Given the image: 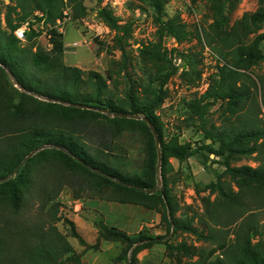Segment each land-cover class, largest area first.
Returning <instances> with one entry per match:
<instances>
[{"label": "trees", "instance_id": "obj_1", "mask_svg": "<svg viewBox=\"0 0 264 264\" xmlns=\"http://www.w3.org/2000/svg\"><path fill=\"white\" fill-rule=\"evenodd\" d=\"M140 1L153 9L155 19L177 42L188 36L190 31L185 24L175 18H163L165 0ZM65 8H68L69 21L81 18L86 12L82 0H10L7 4H0V61L14 77L13 80L6 69L0 66V264H82V255L74 250L66 236L56 226V222L61 219L58 214L60 202L53 199L63 183L72 186L73 199H80L84 193L90 191L107 201L138 205L157 213L160 212L159 206L169 209L170 217L168 211L163 212L161 220L170 228L167 231L163 229L164 233L160 235H152L145 227L130 234L116 225L101 220L95 222L98 238L126 243L113 261L117 263L125 260L126 264H137V253L141 246L153 242L166 243L164 239L171 231V226L172 231L191 229L189 225L177 223L173 216L176 206L165 185L164 172H161L162 190L152 194L141 190L152 188L156 183L154 171L156 148L146 122L132 118L109 117L94 109L42 100L15 87L14 83L17 81L20 86L42 97L99 109L108 108L112 112L146 116L154 125L161 143L160 122L152 111L161 103L162 85L176 68L158 70L155 73L146 71L149 79L147 82L146 78L139 77L138 84L141 88L146 89L149 82L152 84L153 99L149 102L151 108L144 100H140V104H135L137 96L130 92L120 97L116 93L118 87L115 78L116 63L119 61L112 60V66L106 71L105 76L95 70L85 71L64 62L63 33L58 31L55 23L56 19L62 18ZM35 10L40 11L41 15H34ZM33 15L39 21L43 20L47 26L45 34L51 45L47 59L40 58L36 51L22 44L13 34L16 27ZM251 15H254L256 20L264 18L263 14ZM97 16L116 32L114 47L120 50L126 61L124 39L130 24H119L117 17L107 5L98 8ZM248 18L249 15L244 14L226 36L218 39L222 45L214 47L218 50L220 59L225 60V64L219 66L221 76L232 73L236 76L235 83L222 92L212 88L205 97H213L215 100L230 98L234 101L239 98L240 100L234 103L241 101V104L251 97L250 111H246L242 105L241 109L244 111L237 118L205 131V139L211 140L209 145L203 141L201 146L191 150L189 146L177 148L169 147L167 144L160 145L162 163L165 162L166 153L181 159L186 153H197L202 149H208L221 157L231 152L255 153L259 160L258 166H241L233 168V171L264 183V123L256 121L258 111L255 114L252 112L256 108L259 110L260 107L256 97L252 96V87L264 91V76L256 80L247 73L249 64H245V58L253 59L255 53L251 46L244 42L245 34L239 31L241 29L239 26ZM2 20L5 28H2ZM220 24L223 25L224 20H221ZM34 34L33 30L28 31L27 40ZM105 49L112 53L111 48ZM224 49H230L229 53L232 54L230 58H226ZM139 50L149 58H155L154 52L146 45H142ZM238 81L240 84H237ZM155 84L159 88H156ZM261 104L264 107V94L261 96ZM134 126H142L138 129L149 135L145 147V167L139 172L128 170L121 155L113 152L114 139ZM91 132L99 138L96 140L98 146L90 145L91 140L89 143L85 138ZM245 138L253 140V143L243 149L235 148V144ZM217 143L218 147L214 148L212 145ZM47 144L59 145L63 149H40L22 163L32 150ZM117 148L116 144V150ZM76 158L125 184L90 170ZM38 159L43 160L38 169L29 168L30 162ZM42 163L44 170H39ZM15 168L17 170L11 176ZM8 175L10 176L7 179L1 180ZM44 175L56 177V182H53L46 192L41 188L46 184L43 180ZM102 185H111L113 189L110 188L104 196L102 194L105 190H102ZM27 195H35L41 201L40 221L32 223L26 219L19 220L25 202H30L24 198ZM248 196L254 200H246L245 197ZM202 203L210 229L204 237L215 245L207 252L202 247L190 248L184 243L170 245L169 247L175 248L178 252L198 256L197 260L186 261L183 264H264V219L263 222H257L256 218V210L264 207V186L244 185L238 192L233 193L220 185L215 198L213 200L205 198ZM65 222L74 227L72 221L67 219ZM209 223L213 226L210 227ZM72 233L81 244L88 248L92 247L87 245L76 231ZM230 235L232 238H229ZM258 235L261 240L253 243V239ZM217 251H220V255H215Z\"/></svg>", "mask_w": 264, "mask_h": 264}, {"label": "rangeland", "instance_id": "obj_2", "mask_svg": "<svg viewBox=\"0 0 264 264\" xmlns=\"http://www.w3.org/2000/svg\"><path fill=\"white\" fill-rule=\"evenodd\" d=\"M9 1L0 0V4H7ZM82 1L86 8L85 14L75 21L66 22L61 31L65 47L63 60L67 65L77 66L85 71L95 70L105 76L106 71L112 66V60L119 61L116 63L115 78L118 87L116 93L124 97L125 93L130 92L133 96H137L134 100L135 104H140V100H144L150 108L149 102L153 99L152 84L149 82L146 89L141 88L138 84L139 77L146 78L147 82L149 79L146 71L155 73L158 70L176 68L162 85L161 103L152 111L161 126L162 140L161 143L159 142V148L160 145L167 144L169 147L177 148L189 146L188 149L191 150L201 146L203 141L204 144L209 145L211 140L205 139V131L237 118L244 111L241 109L242 105L246 111H250L251 97L241 104V101L234 103L238 102L239 98L236 101L230 98L215 100L213 97L205 96L212 88L222 92L236 81V76L232 73L221 76L219 66L225 64V60L220 59L218 50L214 47L222 45L218 39L226 36L244 14H248L249 18L239 26L241 28L239 31L245 34L244 42L249 44L255 53L253 59L245 58V64H249L247 73L256 80L264 76V18L256 20L254 15H251L254 13L264 15V0H165L163 18H175L185 24L190 31L181 42H177L167 33L163 25L155 19L153 9L140 0H112L114 6L110 4V0ZM105 4L113 11L119 24H130L124 39L126 61L120 50L114 47L116 32L97 16L98 8ZM36 14H40V11L35 10L34 15ZM34 15L30 16L28 21L30 31L33 30L35 34L31 39L21 43L36 51L40 58L47 59L51 45L44 31L46 25ZM221 20H224L223 25L220 24ZM1 24L2 28H5L3 20ZM74 41L77 42V46H72ZM142 45H146L154 52V59L139 50ZM105 47L111 48L112 53H108ZM229 50L224 49L226 58L232 55ZM237 84L240 82L238 81ZM155 86L159 88L156 84ZM252 90V96L256 97L260 106L259 110L256 108L252 112L255 114L258 111L256 121L264 123V107L261 104L264 91L259 88L255 90L253 87ZM126 109L130 108L126 107ZM138 128L142 126L125 130L113 141L115 144L113 152L121 155L128 170L137 172L143 171L145 167V147L149 138L144 130ZM85 138L89 143L91 140L90 145L98 146L96 140L99 138L94 132L87 134ZM252 143L253 140L245 138L236 143L235 148L243 149ZM50 145L52 144L45 145L43 149L55 148ZM212 146L217 148L218 143ZM185 155L180 159L171 153H166L165 162L161 161L160 174L164 172L165 185L176 206L173 213L175 220L179 224L189 225L191 229L172 231L171 226V231L164 239L166 243L153 242L141 246L137 253V264H183L186 261L197 260V255L189 256L169 246L184 243L190 248L202 247L207 252L215 245L204 237L210 229L202 201L208 197L213 200L218 194L220 185L226 191L233 193L238 192L244 185L264 186V183L233 171V168L241 166H258L259 160L255 157V153L231 152L221 157L208 149H202L197 153ZM42 161V159L32 160L31 166H28L38 169ZM156 162L157 153L154 171ZM43 166L44 163L39 170H44ZM44 176L43 180L46 184L41 188L46 192L53 182H56V177ZM101 188L105 190L102 194L105 196L113 186L102 185ZM73 193L72 186L63 183L55 194L53 200L60 202L58 214L61 216L56 226L66 236L74 250L82 255V264H126L125 260L117 263L113 261L126 243L98 238L96 221L101 220L116 225L130 234L145 227L152 235H160L164 233L163 229L167 231L170 228L161 220V214L167 212L165 207L159 206L160 212L152 216L155 212L146 211L147 209L139 211L130 205L107 201L99 194L90 191L84 193L80 199H73ZM24 198L29 199L30 202H25L19 220L26 219L32 223L40 221L41 201L35 195H27ZM245 199L253 198L248 196ZM111 204L116 205V210L110 208ZM256 212L257 222H263L264 207L257 209ZM67 219L73 222V228L65 222ZM209 225L213 226L210 223ZM139 227L140 229L137 230ZM72 231H76L86 244L92 247L88 248L81 244ZM229 238L232 236L230 235ZM259 240H261L260 235L253 239V243ZM215 255H220V251L215 252Z\"/></svg>", "mask_w": 264, "mask_h": 264}, {"label": "water", "instance_id": "obj_3", "mask_svg": "<svg viewBox=\"0 0 264 264\" xmlns=\"http://www.w3.org/2000/svg\"><path fill=\"white\" fill-rule=\"evenodd\" d=\"M0 66H2L3 68H5L6 71H7V73L9 74V76L14 80V77H13L11 71H10L9 69H7V68L1 63V61H0ZM14 84H15V86H16L17 88H19L20 90L25 91V92H27V93H29V94H32V95H34V96H36V97H38V98H40V99H44V100H47V101L59 102V103H62V104H64V105L74 106V107H78V108L94 109V110H97V111H100V112L106 114V115L109 116V117L133 118V119H136V120H143V121H145L146 124L148 125V127H149V129H150L152 135H153L154 143H155V148H156V153H157V162H156V168H155V179H156V183H155V185H154L152 188H149V189H141V190H143L145 193H148V194H152V193H154V192H156V191H160V190H162V179H161V174H160V168H161V152H160V148H159L158 134H157V131H156L154 125L152 124L151 120H150L148 117L143 116V115H140V114H135V113L112 112V111H111L110 109H108V108H104V109L101 108V109H99V108H94V107H92V106H86V105H83V104L70 103V102L63 101V100H56V99H51V98H48V97H42V96L37 95V94H34V93H32L31 91H29V90L25 89L24 87L20 86V85L18 84L17 81H15ZM208 141L210 142V140H207V142H208ZM50 146L55 147V148H58V149H63V147H61V146H59V145H50ZM44 147H46V146H45V145H42V146H40V147H38V148L32 150L27 156H25V158L23 159V161H24L26 158L32 156V155H33L35 152H37L38 150L43 149ZM71 156H73V155H71ZM73 157H74V156H73ZM76 159H77L79 162H81L82 164H84L86 167H88L90 170H92V171H94V172H96V173H99V174H101V175H104V176H106V177H109L110 179H112V180H114V181H116V182H121V181L118 180L116 177L111 176L110 174L105 173V172L99 170L98 168H95V167L89 166L87 163H85V162L82 161L81 159H78V158H76ZM16 170H17V168H15V169L13 170V172H12L10 175L14 174V173L16 172ZM10 175H8V176L2 178L1 180H5V179H7ZM121 183H123V182H121ZM123 184H125V183H123ZM138 189H140V188L138 187ZM167 211H168V216L170 217L169 209H167Z\"/></svg>", "mask_w": 264, "mask_h": 264}, {"label": "built area", "instance_id": "obj_4", "mask_svg": "<svg viewBox=\"0 0 264 264\" xmlns=\"http://www.w3.org/2000/svg\"><path fill=\"white\" fill-rule=\"evenodd\" d=\"M114 2H112V0H110V4L112 6ZM117 3V2H116ZM106 5V4H105ZM117 5V4H116ZM38 15H41V14H38ZM69 16H68V8H65L63 10V16L62 18H58L56 19V23H55V27L58 29V31H62V27L63 25L69 21ZM43 22V20H41ZM46 25V24H45ZM47 29V26L45 27V30L46 31ZM30 31V24H29V21L26 20L25 22L21 23L18 27H16L13 31V34L15 35V37L20 40L21 42H24L26 41V33ZM72 46H77V42H72Z\"/></svg>", "mask_w": 264, "mask_h": 264}, {"label": "crops", "instance_id": "obj_5", "mask_svg": "<svg viewBox=\"0 0 264 264\" xmlns=\"http://www.w3.org/2000/svg\"><path fill=\"white\" fill-rule=\"evenodd\" d=\"M120 204H123V203H120ZM123 205H130V207H133L135 210H139V211L147 209V208H144V207L138 206V205H132V204H123ZM110 208L112 210H116V205L114 206V205L111 204ZM148 210L152 211V212H155L154 210H150V209H147L146 211H148ZM156 215H157V212L153 213L152 216H156ZM139 229H140V227L137 230H139Z\"/></svg>", "mask_w": 264, "mask_h": 264}]
</instances>
